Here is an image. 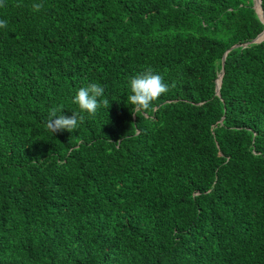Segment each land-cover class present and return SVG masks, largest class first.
Returning a JSON list of instances; mask_svg holds the SVG:
<instances>
[{
	"label": "trees",
	"instance_id": "trees-1",
	"mask_svg": "<svg viewBox=\"0 0 264 264\" xmlns=\"http://www.w3.org/2000/svg\"><path fill=\"white\" fill-rule=\"evenodd\" d=\"M3 4L0 264H264L255 0ZM149 68L169 90L133 115ZM91 83L109 101L94 115L74 102ZM61 105L76 130L46 128Z\"/></svg>",
	"mask_w": 264,
	"mask_h": 264
},
{
	"label": "clouds",
	"instance_id": "clouds-1",
	"mask_svg": "<svg viewBox=\"0 0 264 264\" xmlns=\"http://www.w3.org/2000/svg\"><path fill=\"white\" fill-rule=\"evenodd\" d=\"M3 6V0H0V7ZM32 7L35 11H40L43 8V4L35 3ZM6 27L7 21L0 19V28ZM130 89L132 94L128 96V103L133 106L131 109L132 114L139 116L140 114L147 116L150 111H154L153 102L169 90L168 85L163 82V77L159 74H154L150 68L130 80ZM104 93L105 89L103 86L91 83L79 89L74 102L78 104L82 111L94 115L101 105L109 107L108 99H98L103 97ZM62 108V105L60 107H52L48 112L46 128L53 133L63 130L72 132L78 127V119L81 121L83 119L76 112L70 117L64 114L58 115Z\"/></svg>",
	"mask_w": 264,
	"mask_h": 264
},
{
	"label": "water",
	"instance_id": "water-1",
	"mask_svg": "<svg viewBox=\"0 0 264 264\" xmlns=\"http://www.w3.org/2000/svg\"><path fill=\"white\" fill-rule=\"evenodd\" d=\"M255 9L259 13L261 19L264 21V9L262 7V0H255ZM263 40H264V31H262L253 41L245 43L244 46L251 45L254 42H261ZM240 45L241 44H236V45L232 46L230 49H232L233 47H236V46H240ZM226 55H227V53L224 55V58H223V69H222V75L221 76H223V74H224V69H225L224 65H225V61H226ZM221 82H222V77H221ZM221 82H218V79H217V94L218 95H220Z\"/></svg>",
	"mask_w": 264,
	"mask_h": 264
}]
</instances>
